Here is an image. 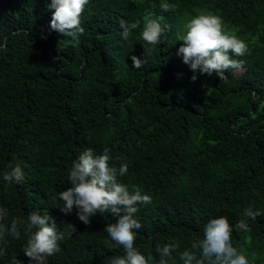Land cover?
Here are the masks:
<instances>
[{
  "label": "trees",
  "instance_id": "16d2710c",
  "mask_svg": "<svg viewBox=\"0 0 264 264\" xmlns=\"http://www.w3.org/2000/svg\"><path fill=\"white\" fill-rule=\"evenodd\" d=\"M51 2L0 0L4 223L48 212L59 229L75 225L77 233L60 242L47 264H108L123 255L104 231L117 217L97 213L86 225L76 209L68 215L60 210L59 192L72 187L73 161L86 148L97 155L108 148L112 165H128L118 182L152 197L135 214L142 227L134 246L141 254L158 264L156 249L170 238L183 251L203 238L211 219L227 216L234 227L251 207L261 215L248 218L247 233L234 231L232 242L256 252L254 264H264V0H89L77 46L50 29ZM162 2L176 7L165 12ZM197 11L221 16L248 46L244 56L230 53L243 67L228 69L224 80L193 73L177 55L184 25ZM146 16H163L159 22L170 27L145 56L144 48L152 47L140 35ZM121 20L139 23L128 40ZM132 56L144 60L139 69ZM17 164L24 179L5 189L3 174ZM30 235L21 230L20 239L0 241V264L14 258L30 264L23 252Z\"/></svg>",
  "mask_w": 264,
  "mask_h": 264
},
{
  "label": "clouds",
  "instance_id": "9594fccd",
  "mask_svg": "<svg viewBox=\"0 0 264 264\" xmlns=\"http://www.w3.org/2000/svg\"><path fill=\"white\" fill-rule=\"evenodd\" d=\"M89 0H52L50 8L54 9L50 29L69 38L74 46L79 45L80 37L85 34L82 27V14ZM176 5L162 2L160 8L167 12ZM159 20L145 17V24L141 32V38L146 42L145 56L154 50L155 45L161 43V37L165 34L166 27ZM139 27V23H131L121 20V36L128 40L133 30ZM186 33L182 37V45L177 55L182 56L183 62L188 65L193 73H215L220 80L226 79L228 69L240 70L243 61L232 58L244 56L249 53L247 44L238 37L236 29L229 30L221 16L208 13H199L191 18L185 25ZM43 31V29H42ZM42 38H47L46 36ZM135 69H139L144 60L136 56L131 57ZM191 80L195 82L197 76ZM110 149L105 148L103 154H95L92 148H86L76 160L73 161L69 173V181L72 187L59 192V199L64 206L60 210L65 214H71L76 209L78 219L86 225L91 224V218L97 213H111L117 217V223L109 224L105 232L117 245L122 246L123 255H116L109 259L108 264H155L151 254L147 256L134 246V241L142 225L135 217L138 212V204H151L152 197L143 194L139 186L133 185L132 191L118 177L128 173L127 163L119 168L112 165ZM11 167V166H10ZM3 179L4 187L13 183L20 184L24 179V173L17 164L5 171ZM9 215L8 209L0 207V241H6V236L20 239L21 230L31 233L24 248V254L30 258V264H47V258L61 251L60 242L71 239L77 228L73 224H67L59 229L56 220L45 212L43 215L37 212L30 213L27 221L20 217H13L10 223H4ZM261 213L253 211L251 207L245 209L244 218L235 226L230 223L227 216L211 219L203 230L202 239L191 241L190 247L180 250V241L169 240V243L157 247L159 253L158 264H176L173 253H177L182 264H254L257 258L256 252H247L246 249H238L233 246V232L249 231L248 218L255 220ZM5 254V249L0 247V255ZM251 257V259H249ZM12 264H20L16 258Z\"/></svg>",
  "mask_w": 264,
  "mask_h": 264
},
{
  "label": "rangeland",
  "instance_id": "374dc122",
  "mask_svg": "<svg viewBox=\"0 0 264 264\" xmlns=\"http://www.w3.org/2000/svg\"><path fill=\"white\" fill-rule=\"evenodd\" d=\"M197 12H198L197 14H199V13H208V12H205V11H197ZM191 18H193V17H190V19H191ZM190 19H189V20H190ZM189 20H188V21H189ZM183 33L185 34V29H183Z\"/></svg>",
  "mask_w": 264,
  "mask_h": 264
}]
</instances>
